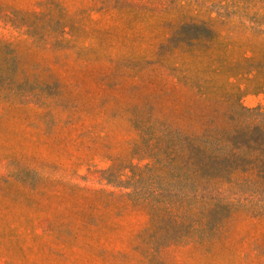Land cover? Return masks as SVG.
<instances>
[{
    "label": "rangeland",
    "instance_id": "rangeland-1",
    "mask_svg": "<svg viewBox=\"0 0 264 264\" xmlns=\"http://www.w3.org/2000/svg\"><path fill=\"white\" fill-rule=\"evenodd\" d=\"M0 7V264H264V0Z\"/></svg>",
    "mask_w": 264,
    "mask_h": 264
},
{
    "label": "trees",
    "instance_id": "trees-1",
    "mask_svg": "<svg viewBox=\"0 0 264 264\" xmlns=\"http://www.w3.org/2000/svg\"><path fill=\"white\" fill-rule=\"evenodd\" d=\"M0 9H2V7H0ZM27 12H24V14H27ZM7 44L8 46H12L13 43L9 42ZM7 44H5L3 40L0 39V48ZM46 87L47 85L43 87H39L38 90L42 91ZM179 135H180L179 132H175L174 136L168 139L164 143V145L162 146L163 153L158 156L159 163H163L166 164L167 166L175 167L174 165H172L171 161L172 159L178 160V158H182L186 160L192 158H198V159L203 158L207 166H213L214 162L215 163L218 162L221 164L228 162V161H223L225 152H223L221 149H215L213 146H211L208 143L199 142L198 139H192V138H189L188 142L186 143L187 145H184L185 143L180 140ZM155 159H157V157H154V159L152 160ZM177 188L178 187L176 185L170 184L167 185L165 189L169 190L167 192L173 194L174 192L172 190H176Z\"/></svg>",
    "mask_w": 264,
    "mask_h": 264
}]
</instances>
